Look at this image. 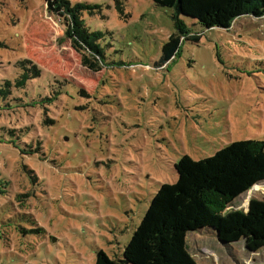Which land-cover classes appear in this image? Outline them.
<instances>
[{
	"label": "rangeland",
	"instance_id": "1",
	"mask_svg": "<svg viewBox=\"0 0 264 264\" xmlns=\"http://www.w3.org/2000/svg\"><path fill=\"white\" fill-rule=\"evenodd\" d=\"M68 1L92 6L80 17L98 34L96 72L45 0H0V79L13 82L25 59L40 72L0 98V264H94L99 249L120 258L183 157L264 143V15L228 29L192 24L199 42L183 40L156 67L174 31L170 9ZM259 178L230 187L233 209L264 197ZM186 243L196 264H264V247L222 243L209 228L189 231Z\"/></svg>",
	"mask_w": 264,
	"mask_h": 264
},
{
	"label": "trees",
	"instance_id": "2",
	"mask_svg": "<svg viewBox=\"0 0 264 264\" xmlns=\"http://www.w3.org/2000/svg\"><path fill=\"white\" fill-rule=\"evenodd\" d=\"M151 1L172 11L174 26L161 46L156 67L171 61L183 40L199 42L201 32L191 30L192 24H200L203 30L228 29L239 17L264 15V0ZM45 3L49 11L65 21L66 35L81 53L83 63L93 72L100 70L96 62L102 58V51L94 42L98 34L89 33L80 17L81 9L92 6L73 5L68 0ZM184 16L190 22H185ZM20 64L23 72L13 82L0 79L1 99L7 98L12 88H23L29 79L39 76L38 68L28 60ZM60 93L56 91L43 101L50 104ZM175 170L176 180L160 184L153 194L122 256L110 258L99 249L94 264H196L188 252L186 237L189 231L205 228L211 229L222 243L243 239L245 248L252 252L264 247V197L251 198L246 210L233 209L235 197L230 190L232 185L237 189L250 185L256 177L264 179V143L246 141L226 153L200 160L185 156L176 163Z\"/></svg>",
	"mask_w": 264,
	"mask_h": 264
}]
</instances>
